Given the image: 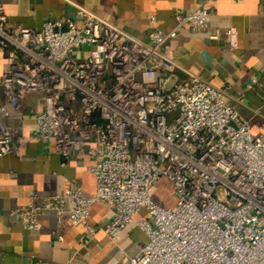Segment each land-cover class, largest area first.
Instances as JSON below:
<instances>
[{
  "label": "built area",
  "instance_id": "obj_1",
  "mask_svg": "<svg viewBox=\"0 0 264 264\" xmlns=\"http://www.w3.org/2000/svg\"><path fill=\"white\" fill-rule=\"evenodd\" d=\"M74 11L72 19L30 29L11 26L0 4V53L8 60L0 157L20 155L24 139L7 121L9 107L21 110L27 92L45 93L38 135L56 154L66 161L75 152L99 157L90 168L92 198L83 199L76 185L42 202L35 197L21 213L24 226L36 227L41 211L59 210L67 199L70 222L80 225L99 202L113 212L112 239L140 211L147 214L135 222L147 242L122 264H264V135L251 133L226 88L191 73L172 83L179 67L163 51L185 26L207 30L212 13L205 5L177 10L174 29L153 27L143 43L83 7ZM223 34L236 49V29ZM163 179L172 186V208L151 198Z\"/></svg>",
  "mask_w": 264,
  "mask_h": 264
},
{
  "label": "crops",
  "instance_id": "obj_2",
  "mask_svg": "<svg viewBox=\"0 0 264 264\" xmlns=\"http://www.w3.org/2000/svg\"><path fill=\"white\" fill-rule=\"evenodd\" d=\"M0 4L11 26L30 29H40L49 19H72L75 6L83 7L143 43L153 27L164 33L174 29L177 10L187 14L205 5L212 13L209 28L194 31L185 26L163 48L179 67L171 81H183L191 73L226 88L231 105L248 122L251 133L264 135V0H0ZM230 28L238 33L234 50L223 34ZM217 31L222 33L219 39L210 41L209 35ZM7 62L0 53V106L5 103L2 75ZM45 109L44 92H27L21 110L9 107L7 123L24 144L19 156L0 157V264H122L147 242L135 223L147 218L144 210L115 239L107 233L113 212L99 202L80 225L70 222L73 205L67 199L59 210L41 211L36 227L24 226L21 213L35 197L42 202L72 185L83 199L96 192L90 168L99 157L75 152L66 161L56 154L52 141L38 135L36 116ZM92 147L93 143L86 144V149ZM160 188L172 195L171 200L159 195ZM151 198L163 208L176 204L165 179L152 189Z\"/></svg>",
  "mask_w": 264,
  "mask_h": 264
},
{
  "label": "rangeland",
  "instance_id": "obj_3",
  "mask_svg": "<svg viewBox=\"0 0 264 264\" xmlns=\"http://www.w3.org/2000/svg\"><path fill=\"white\" fill-rule=\"evenodd\" d=\"M106 70H109L108 66L106 67ZM159 195L168 200H171L172 198V195L168 191H165L163 188H160Z\"/></svg>",
  "mask_w": 264,
  "mask_h": 264
}]
</instances>
